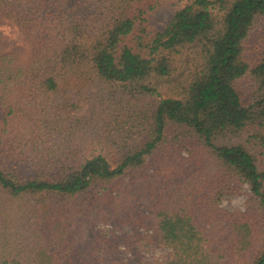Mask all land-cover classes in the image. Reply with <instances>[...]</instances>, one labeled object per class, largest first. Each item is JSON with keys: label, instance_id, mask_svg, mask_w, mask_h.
Instances as JSON below:
<instances>
[{"label": "trees", "instance_id": "trees-1", "mask_svg": "<svg viewBox=\"0 0 264 264\" xmlns=\"http://www.w3.org/2000/svg\"><path fill=\"white\" fill-rule=\"evenodd\" d=\"M162 1L0 0V264H264V52L246 55L264 0H187L153 31L146 16ZM186 53L176 95L130 110ZM111 105L130 120L121 146L128 133L137 141L88 153ZM236 183L250 204L227 210ZM84 218L142 228L124 234L128 250L171 255L127 261L113 244L118 258L97 247L84 258Z\"/></svg>", "mask_w": 264, "mask_h": 264}, {"label": "rangeland", "instance_id": "rangeland-1", "mask_svg": "<svg viewBox=\"0 0 264 264\" xmlns=\"http://www.w3.org/2000/svg\"><path fill=\"white\" fill-rule=\"evenodd\" d=\"M186 1L187 0H163L155 9L148 11L146 18L149 28L153 31L163 30L168 21L172 18L174 12L180 7H182L186 3ZM4 29L7 33L10 32L9 26H5ZM246 49V55L251 61L257 59V57L260 56L261 52H264V15L259 17V19L255 22L253 28L251 29L249 36L246 39ZM189 56V54H185L184 65L179 68V70L174 75L164 78V80L162 81L163 84L159 86L158 93L143 97L142 99L133 98V100L131 99L129 100V102L125 100V102H128V106L132 107L130 108V110L133 111L135 110V108H137V110L140 109L141 112H145V110L153 108V106L155 105V103H157L160 97L175 96L178 89L172 88L169 82L178 80L183 76L184 73H187V69L191 65ZM238 84L243 92V98H246V100H248L250 88L252 87V82L246 78L242 79ZM88 95L91 96V93H88ZM110 95L112 97L111 100L113 106L116 104L120 106L119 99L117 102H115L116 100L114 99V97H117V93L112 92ZM86 98L87 100L85 103V109L91 107L90 98ZM104 104L106 106L105 101ZM113 106L110 109H107V114L111 110L116 111V114H113L111 116H103V118L100 119L99 129L95 131L96 136H92L97 140L98 143H96V147H90L88 150H86L88 153H102L106 156H113L118 153L120 148L127 149V146L129 144L135 143L137 141V139L133 136L132 133H128V139L124 140L122 142L124 145L121 146L119 134L120 132H122L123 129H128L125 128L124 122H128L130 120H124L122 117L120 118L119 114L121 111L119 110V107ZM89 128L90 127H85V129L81 131L82 137L86 139L91 138L90 135L87 133ZM110 132H112V134H110ZM72 134L69 136V138L74 142L78 141V138L81 136V134ZM113 138H115L114 140L116 143L118 142L117 146L119 147H109L111 144L114 143ZM249 204L250 190L248 185L246 183H236L234 184V189H231L225 196H223L220 206L227 210H234L236 208L245 209L249 206ZM83 222L84 229H81L79 230V232L76 233L75 239L79 241V250L83 252L84 258L88 256L89 249L93 247H97L98 250H100L97 252H105L104 256L106 258L110 256H116L118 258V256L121 255V257H123V259H126L127 261L133 260V252L136 250L143 254L147 259L161 258L171 255V250L169 247L161 246L154 243H150L149 247H146L143 243H137L134 245V249L132 251L128 250L126 244L123 242L124 234H132L133 232L139 231L144 232L145 230L142 228H137L135 226L130 225H120L118 223H115L114 221H103L99 219L94 220L84 218ZM102 236H104V238L105 236L106 238H115V243L112 242L106 247L105 241H102V244L99 242V238H102ZM104 238H102V240H104ZM113 244H116V250L120 255L116 254ZM107 248H109L108 253H106ZM74 262H81V259H76Z\"/></svg>", "mask_w": 264, "mask_h": 264}]
</instances>
